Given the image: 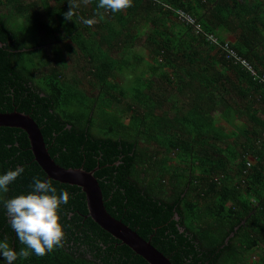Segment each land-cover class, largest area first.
I'll return each instance as SVG.
<instances>
[{
  "label": "trees",
  "instance_id": "obj_1",
  "mask_svg": "<svg viewBox=\"0 0 264 264\" xmlns=\"http://www.w3.org/2000/svg\"><path fill=\"white\" fill-rule=\"evenodd\" d=\"M98 3L0 0V112L29 114L51 158L92 171L106 211L171 264H264V0ZM18 166L0 192L17 253L4 202L46 174L0 125V175ZM48 179L70 195L63 247L14 264H150L93 221L81 187Z\"/></svg>",
  "mask_w": 264,
  "mask_h": 264
},
{
  "label": "clouds",
  "instance_id": "obj_2",
  "mask_svg": "<svg viewBox=\"0 0 264 264\" xmlns=\"http://www.w3.org/2000/svg\"><path fill=\"white\" fill-rule=\"evenodd\" d=\"M65 13L71 20L72 7ZM132 6V0H99L98 9L119 12ZM94 21L87 20L91 25ZM24 172L22 166L15 170H8L0 175V192H8V185L18 179ZM30 191L20 194L4 202L7 216L12 230L16 233L19 242L25 247L17 253L9 246L7 239L0 241V257L6 264H14L20 258L28 259L32 254L43 257L55 249L63 247L65 232L60 223L59 211L61 205H66L70 199L67 191L59 194L51 179L42 180L33 177L29 185Z\"/></svg>",
  "mask_w": 264,
  "mask_h": 264
},
{
  "label": "water",
  "instance_id": "obj_3",
  "mask_svg": "<svg viewBox=\"0 0 264 264\" xmlns=\"http://www.w3.org/2000/svg\"><path fill=\"white\" fill-rule=\"evenodd\" d=\"M0 125L20 128L27 134L34 158L43 167L47 174L46 179L50 176L53 179L81 187L85 193L88 215L101 228L142 255L150 264H171L169 259L152 246L149 241L144 240L135 231L106 211L100 187L92 171H87L81 167L65 168L51 158L42 133L29 114L16 110L0 112Z\"/></svg>",
  "mask_w": 264,
  "mask_h": 264
},
{
  "label": "built area",
  "instance_id": "obj_4",
  "mask_svg": "<svg viewBox=\"0 0 264 264\" xmlns=\"http://www.w3.org/2000/svg\"><path fill=\"white\" fill-rule=\"evenodd\" d=\"M175 11L180 21L186 24H190L196 33L201 32L200 24L195 20V18L190 13L184 11L183 9H176ZM211 37L212 35L208 34V38ZM230 54L231 56L235 57L237 60L244 62L249 67V65L244 61V59L240 58L239 56H235V53H230Z\"/></svg>",
  "mask_w": 264,
  "mask_h": 264
},
{
  "label": "rangeland",
  "instance_id": "obj_5",
  "mask_svg": "<svg viewBox=\"0 0 264 264\" xmlns=\"http://www.w3.org/2000/svg\"><path fill=\"white\" fill-rule=\"evenodd\" d=\"M19 22H20V21H19ZM225 37L228 38V39L230 38V36H228V35H227V36L225 35ZM58 48H59V50L61 51V50L63 49V45H62V46H59V47H56L57 50H58ZM137 48H140V47H137ZM138 50H139V49H138ZM139 51H141V50H139ZM255 257H256V256H255Z\"/></svg>",
  "mask_w": 264,
  "mask_h": 264
},
{
  "label": "flooded vegetation",
  "instance_id": "obj_6",
  "mask_svg": "<svg viewBox=\"0 0 264 264\" xmlns=\"http://www.w3.org/2000/svg\"><path fill=\"white\" fill-rule=\"evenodd\" d=\"M47 151H48V149H47ZM48 153H49V152H48ZM49 155H50V154H49ZM36 162H37V161H36ZM57 164H58V163H57ZM40 167H41V169L43 170V167H42L41 165H40ZM69 168H71V167H69ZM43 172H45V171L43 170ZM45 174H46V173H45ZM46 176H47V174H46ZM49 177H50V176H49ZM49 177H48V178H49ZM48 178H47V179H48Z\"/></svg>",
  "mask_w": 264,
  "mask_h": 264
}]
</instances>
